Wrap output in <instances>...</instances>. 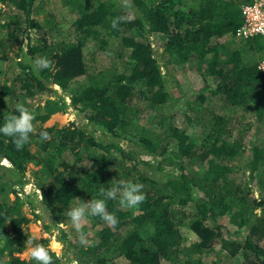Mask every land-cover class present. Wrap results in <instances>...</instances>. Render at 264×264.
<instances>
[{"label": "trees", "instance_id": "16d2710c", "mask_svg": "<svg viewBox=\"0 0 264 264\" xmlns=\"http://www.w3.org/2000/svg\"><path fill=\"white\" fill-rule=\"evenodd\" d=\"M44 1L9 0L0 24V61L17 60L18 70L0 80V120L20 104L34 112L37 128L19 151L0 136V264H33L22 235L30 220L22 206H33L30 164L51 219L46 232L57 227L65 254L80 263L264 264V35L235 33L245 22L242 6L256 0H61L76 15L74 37ZM117 17L124 19L113 28ZM223 39L232 46L225 58ZM102 53L107 64L93 65ZM41 56L52 66L36 72ZM188 72L200 76L199 92L182 90ZM41 94H48L42 106L35 104ZM67 109L83 121L43 126ZM41 130L49 140H40ZM245 154L241 175H232ZM120 180L142 183L146 200L134 209L110 200L117 225L88 217L83 229L93 245L68 241L67 212L77 198L88 202Z\"/></svg>", "mask_w": 264, "mask_h": 264}, {"label": "clouds", "instance_id": "9594fccd", "mask_svg": "<svg viewBox=\"0 0 264 264\" xmlns=\"http://www.w3.org/2000/svg\"><path fill=\"white\" fill-rule=\"evenodd\" d=\"M245 5H249V3ZM242 9L243 6L241 11ZM123 19L122 17L114 19L112 27L116 28ZM259 35H264V33L254 36ZM51 66L52 62L46 56H41L33 61V69L36 72L50 69ZM13 109H16L19 114H14ZM12 110L9 115L0 120V136L10 138L16 150L19 151L30 142L32 136L35 134L36 130L33 123L35 114L32 110L20 104L14 106ZM39 138L41 141H47L50 139V133L47 130H41ZM77 199L80 203L68 210L67 217L71 221L74 230L78 233L81 246L90 247L93 245V241L88 239L87 234L83 230V222L86 218L99 217L105 224L115 226L119 223V219L114 212L108 210V202L110 200L118 201L120 207L134 209L146 200V193L144 192V185L142 183L134 182L133 180H120L113 183L107 189L100 188L99 197L91 198L88 202H82L79 198ZM59 235L58 228L53 226L49 233L50 245L36 243L35 238L28 241L32 245L29 255L33 264H55V260L61 255V243L58 240Z\"/></svg>", "mask_w": 264, "mask_h": 264}, {"label": "rangeland", "instance_id": "374dc122", "mask_svg": "<svg viewBox=\"0 0 264 264\" xmlns=\"http://www.w3.org/2000/svg\"><path fill=\"white\" fill-rule=\"evenodd\" d=\"M8 1L9 0H6V3H4V4L0 3V7L2 8L1 12L3 13V16L0 15V24L5 23V21L8 19V15H9L8 14L9 13V9L7 8ZM47 1H50V2L47 3ZM44 2H46L44 10L46 12H48L52 16L54 21L57 24H59L60 27L63 30L71 32L72 33L71 36L74 37L75 36V33H74L75 31H74V27L72 25V22H73V20H74L76 15L72 13V11L70 10L71 8H67V7H66L67 9L62 8L61 0H46ZM5 10L7 11L6 15H5ZM42 15H43V13H41V15H39V18H40V16L42 17ZM40 22H42V21L40 20ZM45 26L49 27L48 25H45ZM1 29L2 30L0 31L1 32L0 36L2 37V36H4L5 28L1 27ZM102 32L104 34H108L107 30H104ZM223 41L225 42L224 44L226 45L227 41H225L224 39H223ZM161 43H159V44L156 43L157 44L156 47H159V49H158L159 52L162 51ZM228 47H229V49L232 48V46L226 45L227 49L223 48V52L221 50L222 55H224V53H225V56H223V58H225L227 56V54L229 53V51H230L228 49ZM93 51L94 50L91 47L87 51V54H85L88 57V59H91L90 55H91V53ZM227 51H228V53H227ZM88 53H89V55H88ZM105 57H107V55H104V53L100 54V56H98V60L94 61V63L92 62L93 65H95V63H98L101 59H103V60L100 61L101 63L107 64L106 61L104 60ZM13 61H17V60H13ZM13 61L11 59L8 60V61H3V62L0 61V71H1L0 80H1V82H3V81L9 82L10 78H11V75H15L16 72H18L17 66H16V64ZM100 62H99V64H101ZM177 77L180 78L181 75H177ZM184 77H186V78H184ZM84 78L85 77H83V76L80 77L79 81H83ZM182 78H184L183 80L186 82L185 84L188 85V86H184V88L187 87L186 89H183V86H182L181 87L182 90H186V91L189 90L190 92H199L200 89L202 87H204V84L202 83L201 78H200V76H198V74H194L192 72H188V73H185V75L183 74ZM210 84H212V83L209 82V85ZM205 90H206V93H207L208 89H205ZM58 93H61V91L58 90ZM61 94H63V93H61ZM191 98H193V97H191ZM47 99H48V94H41L39 96V99H36L37 102L35 104L42 106V105H44V103H45V101ZM138 105L141 106L142 104L140 102H138ZM216 111H217V113H220V111H218V110H216ZM224 113H226L227 115L229 114V112H227V111H225ZM74 120H76L77 122H82L83 121L82 118L80 116H78L72 109H67V111L65 113L56 112L53 115H51L46 120V122L43 123V126L44 127H49V126H52V125L55 124L56 126L60 127L61 125L67 124L68 122H71V121H74ZM174 123L176 125H180V124L183 123L181 112H179V114L177 113V115L175 116ZM35 130H37V128ZM193 131H194L193 127H187V132L193 133ZM95 136L96 137L97 136L103 137L104 135H100V133L98 132V133L95 134ZM261 136L262 135L257 137L259 142H260ZM103 139L105 141H108L110 138H109V136L105 135ZM124 143H126V139H124V141L120 142V144L125 146ZM196 143L198 144V140L196 141ZM34 148H35L34 145L30 146L31 151H33ZM248 158H249L248 154L243 155V158L241 160L242 164H241L240 170L238 169L236 171V173L232 174V175H236V176H240L241 175L240 172H242L244 170V166H245V163L247 162L246 160ZM3 163L8 165V162L6 160H3ZM242 166H243V169H241ZM201 167H203V165H201L199 167V169ZM34 171H36L35 174L38 173V168H37V166L31 165V164L29 165V167L25 171L26 178L28 179V183L26 184V191L29 192V194H30V196H29L30 198L29 199H33V206L28 205V204H24L22 206L23 212L28 214V216L30 218L29 222L23 227V231H22V235L24 236V239L26 241V247H27L26 249H27V251H30V248L32 246V245H30L28 243V241L33 239V238H35V242H37L41 238H47L48 237L49 240H48L47 244L50 245V237L48 235L49 233L46 232V229H45L44 225H45V223H51V219H50L49 214L45 211L43 203L41 202L40 191L36 190V192H34V182H35V177L33 178V172ZM255 185H256V183H255V180H254V181L250 182L249 186L253 187L254 190H256V186ZM8 198H9V201L13 199L12 196H9ZM32 210H33V212L35 214H38V215L37 216L33 215L31 213ZM4 226H5V228L7 230H10V224H9L8 221H5ZM66 231H67V234H68V237H67L68 241H72L73 242V239L78 238V233L74 230V228L72 227L70 222L66 226ZM84 232H85V230H84ZM87 232L89 233L88 230H87ZM95 239H96V237H95ZM59 242L61 243V255H60V258H61V261H62L63 264H88V263H91L90 261L86 262V263H80L81 260L76 259L75 256L72 253L69 252V253L65 254V252H66L65 244L67 242H63V241H59ZM2 245H3V240L0 241V247ZM84 249H86V248H84ZM210 257L211 256H209L207 258V261H208L207 263H209Z\"/></svg>", "mask_w": 264, "mask_h": 264}, {"label": "built area", "instance_id": "2783aa9c", "mask_svg": "<svg viewBox=\"0 0 264 264\" xmlns=\"http://www.w3.org/2000/svg\"><path fill=\"white\" fill-rule=\"evenodd\" d=\"M242 13L245 22L237 29V37L248 38L264 33V0H256L252 5L243 6ZM258 67L264 74V60L259 63Z\"/></svg>", "mask_w": 264, "mask_h": 264}]
</instances>
